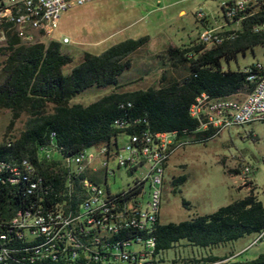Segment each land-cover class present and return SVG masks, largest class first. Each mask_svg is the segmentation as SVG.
I'll return each mask as SVG.
<instances>
[{"label":"trees","instance_id":"obj_1","mask_svg":"<svg viewBox=\"0 0 264 264\" xmlns=\"http://www.w3.org/2000/svg\"><path fill=\"white\" fill-rule=\"evenodd\" d=\"M255 27L263 30L255 31ZM237 36L214 47L197 40L179 47L168 48L160 57L175 68L185 71L180 78L164 73L158 86L139 90H121L120 77L132 67L131 56L150 41L149 36L126 39L100 54L86 52L69 73L72 58L62 52V44L38 41L31 45L12 41L0 48L4 58L5 78L0 83V111L9 110L12 119L4 140L0 143V161L20 166L27 161L43 179L36 192L49 187L47 200L64 191L66 173L60 161L39 162L41 146L54 142L65 156L83 150L118 144L128 137L148 130L152 133L193 132L197 122L189 115L196 97L207 93L213 98L251 92L256 83L243 70H224L222 61L237 58L239 53L264 46V12L258 11L242 22ZM252 74H258L255 64ZM92 88H113V91L87 106L72 104L73 99ZM27 119L17 134H12L22 115ZM124 122V126L116 125ZM55 137L52 138V134ZM207 131L193 135V143L212 138ZM115 143V144H114ZM137 169L132 173H136ZM25 174V172H24ZM0 174V224L10 221L18 211L36 200L29 195L31 183L21 179L11 184ZM82 177V176H81ZM135 180H140L136 178ZM35 182L36 178L33 177ZM177 181L185 182L182 177ZM185 205H188L184 201ZM264 229V205L256 196H246L208 215L197 216L179 223L159 221L153 238L158 253L184 244L189 247L217 248L253 236ZM190 256V254H189ZM219 256L209 255L214 262ZM195 262L193 258L189 260Z\"/></svg>","mask_w":264,"mask_h":264},{"label":"built area","instance_id":"obj_2","mask_svg":"<svg viewBox=\"0 0 264 264\" xmlns=\"http://www.w3.org/2000/svg\"><path fill=\"white\" fill-rule=\"evenodd\" d=\"M94 1L97 0H0V48L12 41L31 45L51 37L52 28L59 26L68 10ZM222 8L228 22L239 23L258 11L264 12V0H231L223 2ZM197 17L205 20L203 10ZM32 26H40L41 34L31 35ZM235 34L209 29L200 33L198 41L214 47L216 38H235ZM63 43L70 40L64 38ZM255 68L258 74H252L250 66L243 70L250 73L248 80L256 83L249 93L222 98L202 93L196 97L189 109L190 117L197 122L193 132L145 130L128 136L121 150L119 144L112 143L96 146V152L89 151L92 147L74 156L63 155L54 142L41 146L39 162L60 161L66 173L61 198L47 200L51 194L47 186L44 191L36 192L43 179L29 162L23 161L18 166L0 161V174H12L11 184L21 179L30 182L27 192L36 195L34 202L10 221L0 224V264H164L159 258L157 241L142 237V229L156 231L159 224L166 166L175 152L194 142L193 135L212 131L214 137L225 130L264 121V65L255 63ZM116 125L125 124L116 121ZM114 157L118 159V169L146 171L142 179L134 180L127 190L118 193H112L107 186L109 177L115 175V170L110 168ZM79 164H86V170L88 165L96 167V174H90L85 191H77ZM228 173L238 182V189L247 192V196L257 197L250 166L229 169ZM125 231H133L129 243L119 242V235ZM19 236H29V242L48 238V246L31 249V256H24L26 245L19 244ZM253 238L249 248L264 242V229ZM247 249L214 262L205 260L209 256L194 255L176 259L174 264H264V254L255 260H238ZM193 258L196 261L190 262Z\"/></svg>","mask_w":264,"mask_h":264},{"label":"rangeland","instance_id":"obj_3","mask_svg":"<svg viewBox=\"0 0 264 264\" xmlns=\"http://www.w3.org/2000/svg\"><path fill=\"white\" fill-rule=\"evenodd\" d=\"M228 1L231 0H97L68 10L59 27L52 31V36L38 41L49 43L55 40L62 44V52L73 60L72 65L65 69L69 73L86 52L100 54L126 39L149 36L146 46L131 56V69L120 77L121 90H144L158 86L164 73L173 78L185 75L184 70L171 66L160 55L170 47L195 40L205 20L227 23L222 3ZM200 10L205 14L204 21L197 17ZM64 38H68L70 43L64 44ZM3 63L4 58L0 57V83L5 78ZM255 63L264 65V46L239 53L234 60H223L222 66L224 70L237 71ZM112 91L113 88H93L77 95L72 104L87 106ZM11 119L9 110L0 111V143ZM26 119L25 114L20 117L12 134L22 129ZM127 141V137L118 139L120 150ZM89 151L96 152V148ZM245 165L253 169L255 193L264 205V121L225 130L206 141L181 148L171 156L165 171L160 221L163 224L179 223L212 214L235 200L245 198L247 192L238 189V182L228 173L229 169ZM110 168L115 170V175L110 176L107 182L112 193L127 190L136 178L146 173L145 170L132 173L124 168L118 169L115 157ZM182 177L186 178L185 182L177 181ZM147 200L146 195L143 202ZM253 240V236H246L217 248L185 247L182 243L161 252L159 258L164 264H174L176 259L189 254L191 257L237 255L249 248ZM262 254L264 242L247 249L237 259L255 260Z\"/></svg>","mask_w":264,"mask_h":264},{"label":"bare ground","instance_id":"obj_4","mask_svg":"<svg viewBox=\"0 0 264 264\" xmlns=\"http://www.w3.org/2000/svg\"><path fill=\"white\" fill-rule=\"evenodd\" d=\"M61 21H59L60 24ZM59 26H55L52 28V31L57 29ZM262 30L260 27H255V31ZM41 34V27L40 26H32L31 27V35H38ZM237 34H235V37ZM234 39V38H229ZM225 41L223 38H216L215 46L222 44ZM208 47V46H206ZM210 48V47H208ZM92 165L87 166L86 164H79V171L80 178L77 179V191H85L87 189L88 184H90V174H96V167L92 168ZM144 170V169H137V171ZM5 179L9 183H12V174H5ZM82 176V177H81ZM144 174L140 175V179ZM62 193H59L55 196V198H61ZM153 232L150 229H142V237H148L149 241H155L153 238ZM131 238H133V231H125V233L119 235V242L121 243H129L131 242ZM19 244L26 245V249H24V256H31V249H39L40 247H47L48 246V238H41L39 242H29V236H19Z\"/></svg>","mask_w":264,"mask_h":264},{"label":"crops","instance_id":"obj_5","mask_svg":"<svg viewBox=\"0 0 264 264\" xmlns=\"http://www.w3.org/2000/svg\"><path fill=\"white\" fill-rule=\"evenodd\" d=\"M183 12H181V14H182ZM241 28H242V22H239V23H237V22H228L227 21V23H225V24H219L218 23V21H216V22H211V21H208V20H205L204 22H203V28H202V30H201V32L200 33H202L203 31H205V30H209V29H223L224 31H230V32H234V31H240L241 30ZM200 35V34H199ZM199 35H198V37L195 39V40H197L198 38H199ZM192 41H194V40H192ZM192 41H190L189 43H191ZM188 43V44H189ZM93 89V88H92ZM90 90V89H89ZM89 90H87V91H89ZM86 91V92H87ZM85 93V92H84ZM242 94H246V93H243L242 92ZM170 161V160H169ZM169 163V162H168ZM168 165V164H167ZM166 168H167V166H166ZM165 171H166V169H165Z\"/></svg>","mask_w":264,"mask_h":264}]
</instances>
